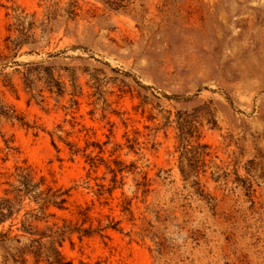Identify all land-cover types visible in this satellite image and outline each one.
Returning a JSON list of instances; mask_svg holds the SVG:
<instances>
[{
    "label": "rangeland",
    "instance_id": "374dc122",
    "mask_svg": "<svg viewBox=\"0 0 264 264\" xmlns=\"http://www.w3.org/2000/svg\"><path fill=\"white\" fill-rule=\"evenodd\" d=\"M72 1L74 20L66 11ZM53 10L50 43L19 59L59 52L65 92L29 100L16 78V92L5 89L6 101L36 127L3 121L0 193L14 167L27 162L70 189L67 208L53 209L59 218L76 221L79 207L89 206L103 224L120 221L109 238L80 242L75 234L74 249L67 241L74 264H264V0H0V43L26 14L36 15L41 37L39 24ZM127 138L138 153L128 152ZM67 141L81 151L72 155ZM92 141L112 167L120 155L147 171L149 194L137 193L138 175L127 172L110 194L112 173L84 154ZM181 204L195 220L182 231L168 223L170 253L159 256L148 221L159 226L153 212ZM204 217L205 235L194 240L190 231L204 229Z\"/></svg>",
    "mask_w": 264,
    "mask_h": 264
},
{
    "label": "trees",
    "instance_id": "16d2710c",
    "mask_svg": "<svg viewBox=\"0 0 264 264\" xmlns=\"http://www.w3.org/2000/svg\"><path fill=\"white\" fill-rule=\"evenodd\" d=\"M76 8L75 1L69 2L66 11L71 20H74L78 15ZM56 18L57 10L50 11L46 15V18L39 24L41 37H38L36 15L33 13L20 16L8 29L9 34L3 39V44L0 43V130L4 120L17 122L28 128L36 127L31 125L25 116L19 113L16 107L7 102L4 97L5 89L16 92L15 78L20 81L23 89L30 95L29 100L41 96V101H43L45 91L50 94H64L66 85L62 78V68L55 64L59 52H47L46 57L40 59H19L22 55L41 54L44 47L50 43V34L53 32L50 22ZM45 40L46 42H44ZM25 47L28 49L23 50ZM70 77L75 80L74 69L71 70ZM178 127L181 139L184 140L187 137V132L182 124H179ZM194 129H196L195 126ZM54 135L56 133L52 134L53 143L56 145ZM58 137L61 136L58 135ZM136 143L134 139L127 138L128 152L138 153ZM66 144L72 155H77L81 151L76 142L67 141ZM89 146L98 148V154H92L93 151L87 153ZM116 146L122 148L121 144H116ZM198 146L206 147V145L200 144ZM83 151L92 167L98 168L104 162L109 172L112 173L113 184L106 188L110 194L117 187L118 174L123 172L138 175V178H135L137 193L141 191L143 195L147 196L151 191V179L148 177V172L140 169L135 160L127 163L120 155H117L112 160L115 167H112L103 157L99 156L104 152L103 145L95 141L87 143ZM113 153L114 151L111 152V154ZM180 169L183 177L187 178L188 172L182 166ZM5 184L7 186L0 193V253L3 264H74V260L68 258L64 252V246L68 241L71 248H75L73 239L75 234L82 242L84 238L95 235L109 238L108 229L119 230V220L110 219L108 223L103 224L102 219L91 217L89 206L79 207L77 215L80 218L76 221L70 218H59L53 209L67 208L71 195L70 189L57 187L56 184L48 180L46 175L27 162L16 165L7 176ZM197 184L199 185V182ZM101 187H104V184ZM200 188L199 185L198 190ZM200 191L202 192L203 189L201 188ZM124 201V211L133 213L132 201L126 199ZM215 208L216 204L212 206L214 215L216 214ZM176 209H181L180 216L175 215ZM164 212L165 215L160 209L153 212L159 226L155 227L148 221L150 227L156 230L153 232L154 236L158 238L155 243L157 246L155 251L159 256L170 253V245L163 237V230L168 228V223L182 231L187 224L195 220L192 216V208L184 204L164 209ZM207 219L204 217L198 222L204 226V229L190 231L194 240H199L205 235ZM95 220L97 221L96 225L94 224ZM175 220H180V223L173 222ZM160 225H164L163 229ZM81 264L87 263L81 262ZM96 264H100V261H97Z\"/></svg>",
    "mask_w": 264,
    "mask_h": 264
}]
</instances>
